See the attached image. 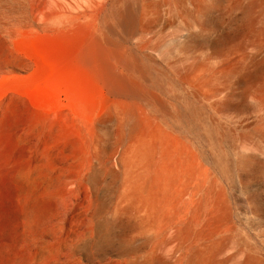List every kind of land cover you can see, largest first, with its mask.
Masks as SVG:
<instances>
[{
	"label": "bare ground",
	"instance_id": "obj_1",
	"mask_svg": "<svg viewBox=\"0 0 264 264\" xmlns=\"http://www.w3.org/2000/svg\"><path fill=\"white\" fill-rule=\"evenodd\" d=\"M0 1L19 20L1 75H12L19 97L43 118L38 126L47 130L50 155L65 160L51 168L74 164L92 187L97 233L117 235L128 246L166 233L185 250L180 264H264V252L242 233L239 257L223 258L229 238L222 237L235 213L224 182L248 186L264 172V141L252 151L229 150L230 132L211 109L233 74L214 69L212 60L227 55L211 30L238 9L240 22L252 26L261 0ZM157 26L163 35L148 38ZM136 35L140 41L128 46ZM254 98L264 101V86ZM183 128L207 139V152L193 151L188 135L177 132ZM48 148L34 155L48 156ZM165 261L154 248L128 264Z\"/></svg>",
	"mask_w": 264,
	"mask_h": 264
},
{
	"label": "rangeland",
	"instance_id": "obj_2",
	"mask_svg": "<svg viewBox=\"0 0 264 264\" xmlns=\"http://www.w3.org/2000/svg\"><path fill=\"white\" fill-rule=\"evenodd\" d=\"M263 4L264 0H261L253 6L255 20L252 26L246 25L243 20L240 22L242 11L238 9L211 30L213 39L219 37L224 41L221 49L227 55L224 61L212 60L214 69L233 70V74L222 83L224 92L211 102L212 112L230 132L227 148L231 151H252L264 141V101L254 98V92L264 86ZM18 24L19 20L8 4L0 1V264H128L154 248L166 257V261L160 264H180L185 250L178 249L176 241H168L166 233L148 240H136L131 246L122 244L117 235L97 233V218L91 214L93 189L85 182L84 175L74 164V168L65 170L51 168L52 165H61L65 160L58 153L50 155L52 149L46 147L47 130L42 124L38 126V119L42 117L29 106L27 99L19 97L12 75L6 79L1 75L2 69H6L13 56L10 39L14 37ZM170 26L165 32L172 30ZM160 30L157 26L147 35L148 38L159 39L163 35ZM138 41L140 35L126 43L133 46ZM248 47L253 50L250 51ZM252 75L253 78L256 75L253 80ZM31 124L36 129L34 133L28 134L26 128ZM183 124L186 125V122L183 121ZM183 129L177 132L182 136L188 135L186 141L190 142L193 151L198 153L202 149L207 152V139L196 140V131H193L195 134H188ZM47 148L48 156L34 155L36 152L45 153ZM71 148L68 147L69 150ZM206 166L213 169L210 163H206ZM224 183L229 189L235 213L225 225L228 230L222 236L229 238L225 240L223 258L232 261L239 257L241 251L238 250V243L244 245L239 239L240 233L264 252V172H256L249 179L248 186L230 180ZM110 208L111 204L108 203L103 215ZM183 213L181 211L175 217L180 219ZM168 258H172L171 261Z\"/></svg>",
	"mask_w": 264,
	"mask_h": 264
}]
</instances>
